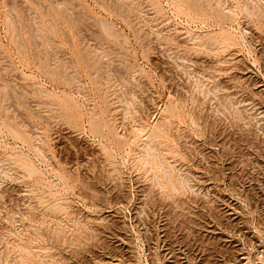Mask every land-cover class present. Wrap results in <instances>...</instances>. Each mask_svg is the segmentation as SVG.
I'll list each match as a JSON object with an SVG mask.
<instances>
[{
	"label": "rangeland",
	"instance_id": "374dc122",
	"mask_svg": "<svg viewBox=\"0 0 264 264\" xmlns=\"http://www.w3.org/2000/svg\"><path fill=\"white\" fill-rule=\"evenodd\" d=\"M0 264H264V0H0Z\"/></svg>",
	"mask_w": 264,
	"mask_h": 264
},
{
	"label": "bare ground",
	"instance_id": "6f19581e",
	"mask_svg": "<svg viewBox=\"0 0 264 264\" xmlns=\"http://www.w3.org/2000/svg\"><path fill=\"white\" fill-rule=\"evenodd\" d=\"M182 135V134H181ZM186 139V138H185ZM149 143V142H148ZM186 145V144H185ZM155 160V159H154ZM164 166V165H163ZM176 168V167H175ZM150 169H151V167H150ZM164 169H165V167H164ZM177 169V168H176ZM180 171V170H179ZM165 173H166V171H165ZM156 175V174H155ZM169 175V174H168ZM183 175H185V174H183ZM153 176V175H152ZM169 177V176H168ZM182 177V176H181ZM172 182V181H171ZM158 184H159V181H158ZM184 186V185H183ZM173 205V204H172ZM55 206V205H54ZM172 207V206H171ZM94 234V233H93ZM32 254V253H31ZM46 262V261H45Z\"/></svg>",
	"mask_w": 264,
	"mask_h": 264
}]
</instances>
